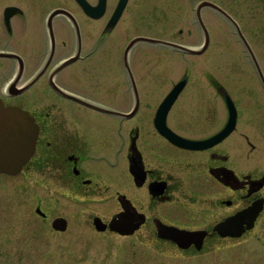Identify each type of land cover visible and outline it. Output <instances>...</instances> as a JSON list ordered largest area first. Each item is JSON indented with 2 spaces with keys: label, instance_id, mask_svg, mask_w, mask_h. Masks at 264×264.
Returning <instances> with one entry per match:
<instances>
[{
  "label": "flooded vegetation",
  "instance_id": "obj_1",
  "mask_svg": "<svg viewBox=\"0 0 264 264\" xmlns=\"http://www.w3.org/2000/svg\"><path fill=\"white\" fill-rule=\"evenodd\" d=\"M2 1L0 101L28 115L35 138L19 169L0 171V254L33 244L71 252L95 237L140 248L139 264L264 253L263 0H244L248 30L223 0L197 3L235 22L200 9L229 21L238 54L225 60L224 34L205 24L197 45L172 37H191L188 25L144 35L169 11L189 14L190 0H126L111 26L120 0H105L99 17L77 0ZM177 54L189 64L178 67ZM119 218L126 233L110 226Z\"/></svg>",
  "mask_w": 264,
  "mask_h": 264
},
{
  "label": "rangeland",
  "instance_id": "obj_2",
  "mask_svg": "<svg viewBox=\"0 0 264 264\" xmlns=\"http://www.w3.org/2000/svg\"><path fill=\"white\" fill-rule=\"evenodd\" d=\"M191 1V10L190 13H179L178 10L175 12L169 11L164 18L162 16L158 18L159 20H155L151 23V31L146 29L144 30V35L149 37L157 36L156 33L152 31H157V33L164 34V36L168 37V33L165 31V27L170 25L172 30L175 29H182L184 30L185 27L191 26L192 28V36L186 37L185 34L182 36H177V34L173 35L172 37L177 40L188 41L192 45H197L202 41V34L200 27L195 18V8L197 3L200 0H190ZM212 1H222V0H212ZM264 1V0H263ZM69 2V1H68ZM68 2L66 6H71ZM223 0L222 6L226 11H229L230 14L236 16L238 22H242L245 29H249L250 23V9L252 3L250 1L246 2L241 0ZM0 6L4 4H8V1H2ZM235 3V5H233ZM264 6V5H263ZM201 16L204 24L212 29L213 36L216 38V34L221 31V34H224L223 39L225 40L220 49V55L222 59H232L235 55L238 54V46L228 38L226 35V30L228 27V20L219 16L214 11L210 10L209 8L205 7L201 10ZM147 24V20H145L144 25ZM219 25V26H217ZM219 29V30H217ZM232 32V31H231ZM231 35V33L228 32ZM222 36V35H221ZM145 45H147L145 43ZM195 48V47H194ZM192 69L190 70V81H199L201 80V70L197 68V58H192ZM177 66L182 67L185 63H188L187 60L184 58H180L177 54ZM189 64V63H188ZM181 70V69H180ZM180 70L176 73V77H178ZM192 84V83H191ZM147 85V84H146ZM158 85V79L154 81H148V86L151 87L150 90H156V86ZM189 90H192L189 88ZM1 224H6L2 221ZM81 234H84V238L89 237L91 227H88L85 222L81 223ZM93 236V235H92ZM91 236V237H92ZM89 245L79 244V246L75 245V250L71 252H63V253H56L46 248L45 246L42 247L41 244L30 245V248L26 245V249H24L22 253H16L14 255L9 254H0V264H139L136 259L137 251H140V248L131 247L127 248V242L123 239H102L97 238L90 239ZM128 241V240H127ZM66 243V242H63ZM130 243V240H129ZM260 243V242H259ZM263 246V244H259ZM9 246V245H7ZM72 248V247H71ZM243 248V247H242ZM135 250V251H134ZM134 251V252H133ZM260 252V253H259ZM256 259H252V257ZM9 257H13V261L9 260ZM164 259V258H160ZM264 253L263 251L256 250L254 254V249H241V250H230L222 252H214L208 255L197 256L194 258L188 259V261H182L178 257L165 259L160 261L156 264H264ZM157 262V261H156Z\"/></svg>",
  "mask_w": 264,
  "mask_h": 264
},
{
  "label": "water",
  "instance_id": "obj_3",
  "mask_svg": "<svg viewBox=\"0 0 264 264\" xmlns=\"http://www.w3.org/2000/svg\"><path fill=\"white\" fill-rule=\"evenodd\" d=\"M77 1L82 5L84 11L92 17H99L104 11L105 0H99L95 7H90L84 2V0ZM125 1L126 0L119 1L112 20L108 24L109 26L113 25L115 20L119 17ZM204 6H210L219 10L230 22L235 23L228 14L215 4L209 1H201L196 8V18L202 29L205 28L201 18L200 9ZM138 39L150 42L159 41L148 37H139ZM182 86L183 81L174 86L172 89L173 91L170 93L172 98L175 97L178 90H181ZM30 124L31 121L24 111L15 107H5L0 101V171L12 173L19 169V167L27 160L34 145L35 138V133L34 131H31ZM95 225L97 227V222H95ZM110 226L113 229L120 231V233H126V231H128L126 230L127 224L123 223L121 218L115 221L113 220L110 223ZM102 229L103 226L101 228L97 227V230Z\"/></svg>",
  "mask_w": 264,
  "mask_h": 264
}]
</instances>
